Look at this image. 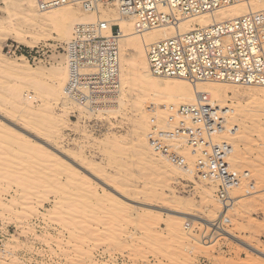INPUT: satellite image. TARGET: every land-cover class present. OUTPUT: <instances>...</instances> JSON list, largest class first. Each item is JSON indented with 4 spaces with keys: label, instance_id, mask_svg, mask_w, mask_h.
Instances as JSON below:
<instances>
[{
    "label": "rangeland",
    "instance_id": "1",
    "mask_svg": "<svg viewBox=\"0 0 264 264\" xmlns=\"http://www.w3.org/2000/svg\"><path fill=\"white\" fill-rule=\"evenodd\" d=\"M65 8L78 14L86 12L96 20L120 21L112 9L98 13L80 5L38 11V18L32 20L18 0H0V122L60 157L73 156V161L68 156L64 159L81 170L79 174L67 171L53 155L33 145L40 162L53 173L40 177L36 171L26 172L19 163L5 159L7 142L0 127V264H199L204 259L209 264H264L263 257L203 223L190 222L188 227L183 225L182 232H172L165 224L173 217H169L170 211L152 207L174 208L175 204L177 209L214 223L225 208L215 182L199 179L195 171L191 175L178 167L176 170L152 147L150 133L155 128H170L169 108L162 101L156 102L153 90L125 87L126 105L119 110L97 109L92 113L64 105L63 80L57 79L56 73L65 67V43L77 25L66 22L62 29L42 20ZM87 19L84 16L83 21ZM127 29L134 31L131 25ZM137 61L134 59V64ZM134 69L126 64L125 77L134 79ZM24 70L33 71L37 78L26 81L17 74ZM208 82L236 88L238 96L229 93L225 105L241 107L253 115L247 123L229 120V126L237 124L248 136L242 143L247 149L246 161H229L234 169L248 171L255 187L245 180L241 189H232V197H240L220 230L264 251V182L259 179V168L264 169V97H248L249 91L264 87ZM13 86L23 91V105L32 110L31 115L27 113L33 126L21 112L8 115L7 110L13 109L9 97ZM26 95L34 97L26 102ZM231 137L230 133L215 134L217 141L230 143ZM178 146L195 170L199 150L184 142ZM80 163L94 166L90 170L107 179L109 185L94 178ZM72 179L81 180V186L79 180ZM248 190L252 193L247 194ZM139 203H145L141 204L144 208L138 209ZM204 237H208L207 242Z\"/></svg>",
    "mask_w": 264,
    "mask_h": 264
},
{
    "label": "built area",
    "instance_id": "2",
    "mask_svg": "<svg viewBox=\"0 0 264 264\" xmlns=\"http://www.w3.org/2000/svg\"><path fill=\"white\" fill-rule=\"evenodd\" d=\"M242 1L248 0H37V3L43 10L80 5L87 11H97L101 4H115L124 17L133 20L136 31L144 33L160 27H180L186 19ZM120 39V32L113 31L108 21L75 27L64 48L69 69L66 90L72 101L93 108L116 98L121 84ZM147 57L152 73L163 78L264 86V9L151 43L147 45ZM169 112L170 128H155L149 135L152 147L158 155L181 167L188 165L186 158L170 141H182L198 149L196 176L215 182L219 200L228 206L232 189L245 180L251 183L254 180L248 171L231 167L232 145L215 139V134L223 129L225 112L208 94H201L195 104L171 106ZM204 240L207 242L208 237ZM199 264L209 262L204 259Z\"/></svg>",
    "mask_w": 264,
    "mask_h": 264
},
{
    "label": "bare ground",
    "instance_id": "3",
    "mask_svg": "<svg viewBox=\"0 0 264 264\" xmlns=\"http://www.w3.org/2000/svg\"><path fill=\"white\" fill-rule=\"evenodd\" d=\"M18 1L22 5L24 13H26L25 14L26 17L30 18L32 20H36L38 18V13H39L38 11H40V12L51 11V10L54 11L53 9L59 8V7H55L52 9L43 10V9H40V7L38 6L37 0H18ZM64 6H66V5H64ZM69 6H72V5H69ZM77 6H79V5H77ZM60 7H63V6H60ZM102 9H105V10L106 9H112L114 11V13L117 15V17L120 18V21L115 22L112 18L111 19L110 18H103L102 16H100L102 18H98V20H96L94 17H91L86 12H84L82 14L73 13L68 8H65L61 12H50V14H48V16H45L44 19L42 20L43 23L48 22V23H52L54 25H59L62 27V29H63V26L66 22L68 23V22L73 21L76 23V25H78L81 23L91 24V23H95L99 20H103V21H108L109 23H111L113 31L120 32V36H121V39H120V60H121L120 82H121V84H120V88H119V91L117 93L116 98L112 101H109V104L108 103L105 105L102 104L100 106H95L93 108H86V107L72 101L69 98V96L67 95V90H66L68 79H69V69H68V65L64 64L65 67H59L57 70V73H56V75L58 76V77L56 76L57 79L63 80L62 94L65 93L64 94L65 96L63 95L64 100H65L64 105L79 107L84 111H88V112L91 111L92 113H93V111H95L97 109H102L99 111L108 110V108H110L108 111H111L113 109L119 110V108L121 106L126 105V101H125L124 94H123L124 88L125 87L130 88L133 86H139V87H143V88L145 87V88L153 90V93L157 96L156 102H161V101L164 102L165 106L168 107L169 109L171 106H174V105L178 106V105L195 104L200 99L201 94H208L210 99L216 104V106L223 109V111L225 112L224 113L225 121H224L223 129L216 134L227 136L230 133L231 135H233V138L231 137V139H230V141L232 140L231 142L233 143L232 144L230 142L232 145V152L229 156L231 163H233V164L244 163L246 161V159L248 158V156L246 154L247 152L245 151L247 149L243 148L242 143L245 142V140L247 139L248 136L245 134V132H243L239 129V126L237 124L234 125V127L229 126V120L231 119V121L235 122V121H238V119L239 120L241 119L243 121V123H247V122H249V120L252 118L253 115L250 114L248 112V110H245L241 107L240 108H232L230 106L225 105L226 99H227V97H229V93H233L234 95L238 96L239 93L236 90V88L221 86L219 84H209L208 81L191 82L187 79H181V78H169L167 80H161V79H163V77L156 76L151 71L150 64H149L148 57H147V45L154 43L156 41L171 38V37H173L179 33H184V32L190 31L196 27L209 26L213 23H220L223 21H227V20H231V19L240 17V16L245 15V14L252 12V11L263 10L264 9V0H248V1L238 2L235 4H231L229 6H226V7H222L220 9L216 10L214 13H204V14L186 19V20L182 21L180 27L166 26V27L151 29V30L145 31L144 33H138L135 29L133 20L129 17H124L121 14L118 6L115 4H112V5L101 4L97 11H90V12H98L99 13ZM84 16H85V18H88L87 19L88 21H86V22L83 21ZM130 25L133 27L134 31L129 32V30L127 29V26H130ZM70 38L71 37H68L67 40H69ZM134 59H138L136 64H134V62H133ZM65 63H66V60H65ZM126 64H129L135 68L134 72H133V75L135 76L134 79H130V78L125 77L124 71L126 68ZM17 74L20 75V77L24 78L26 81H34L37 78V74L34 73L33 71H29V70H24L22 75H21V72H18ZM65 79H66V84L63 86ZM216 82H219V81H216ZM220 83H224V82H220ZM228 84L229 85H239V84H232V83H228ZM241 86H244V85H241ZM262 87H264V86H262ZM57 92H60V90L59 91L57 90ZM22 96H23V91L21 89H18L15 86L10 87L9 97L11 99L10 101L13 103V109H11L10 111L7 110V113L9 116H11V115L15 116L16 112H21L24 114V118L26 119L25 120L26 123L29 125L32 124L31 126H33V123L30 120L31 117H29V114H28V113L32 112V110L27 108L26 105H23L24 102L22 100ZM33 97L34 96L26 95V97H24V98H25V101L27 102L30 99H32ZM248 97L251 98L252 100H259V99L264 97V90L260 89V90L249 91ZM169 114H170V112H169ZM30 115H31V113H30ZM0 127L2 128L1 136L3 135L4 139L7 142V145L5 144L6 153H7V157L5 159L7 161L11 160L12 163H14V162L19 163L22 166V168L24 170H26V172L28 170L36 171L39 173L36 176L40 175V177H41V174L43 175V173H46V172L48 173V171L49 172L51 171L53 173V171L50 167L46 166L45 164H42L43 162H40L37 153L35 152L34 148L32 147L33 145H36V146L38 145L42 149L46 150L50 155H53L58 160V162H61L63 167L66 168V170L68 169L67 171L76 172L73 174H77V173L79 174L80 173L81 170H79L78 168H77L78 169L77 170L76 168L72 167L71 164L66 159H64V158H67L66 156H68L73 161V159H74L73 156H69L67 154L65 156L62 154L64 156V158L60 157V156L54 154L53 152L49 151L44 146H42L36 142L34 143V141H32L30 138L18 133L17 131L6 126L2 122H0ZM236 128H237V130H236ZM248 134H250V133H248ZM3 137H1V138H3ZM181 142L182 141H177V142L173 143L174 144L173 146L179 147L178 145ZM164 159L166 161H168L170 164H172L176 170L178 167V169H180L183 172L191 173V175L194 174L195 170H192V168H190L189 165H187L186 167H181V166L169 161L165 157H164ZM78 165H80V167H82L83 169L88 170V171L91 169V167L92 168L94 167V166H91V164H89V163H87V164H81L80 163ZM259 167H262V164L259 165ZM259 170L261 171V172H259V179L264 182V169L259 168ZM89 172L92 173L94 178H98V179L102 180L101 177L97 173L93 172L92 170H90ZM29 173L27 175H29L31 177V175H32L31 171H29ZM52 173H49V174L52 175ZM29 176H28V178H29ZM48 176L46 177V175H44V177H46L47 180H48ZM53 176H55V175H53ZM35 178H37V177H35ZM46 178H45V180H46ZM50 178H52V176ZM69 178H71V177L69 176ZM69 178H68V181L71 182L70 181L71 179H69ZM29 179H27V180H29ZM38 179H40V178H37L35 180L37 181ZM77 180H79V179H77ZM77 180H75V181L78 183ZM50 181H48L46 183H49ZM75 181L73 180V182H75ZM80 181L81 180H79V182ZM102 181H104V183L106 185H109V182L107 181V179L106 180L104 179ZM56 182L59 183V181H57V179H56ZM83 183H86V182L84 181ZM79 184L81 186V182ZM51 185H53V184H51V182H50V186ZM54 185H56V187H57L58 184L54 183ZM60 185H62V184H60ZM250 185L253 188L255 187L254 183H251ZM237 188L241 189V185ZM113 189L118 191L117 188L113 187ZM250 193H252V191L248 190L247 194H250ZM233 197H232L231 202L228 204V206H224L225 208H224L222 214L217 218L218 220L216 221V223L211 222L207 219H203L199 216L195 217V216H193V214H191L188 211H182L180 209H177L175 207L176 206L175 204H174V208L161 207V206H157V205H152V207H154L155 209L159 208V209H163V210H168V211H170L169 217L173 216V217L177 218V220L175 218L173 220L172 219L173 217L172 218L170 217V220L167 219V222H165L166 228L171 229L172 232L174 230V233H175V231H177L179 233L182 232L183 231L182 227H184V226L188 227L189 225H191L190 222H196L197 221V222L203 223L209 227H212L214 233L222 231L223 234L231 237L232 239L237 241L238 244L242 245L246 249H249V250L255 252L256 254H258L264 258V251L255 248L248 241L238 238L237 236L229 233L227 230H220V229H222L220 224L222 222H225L228 220L227 212L232 207H234L235 199H238L240 197V195H234ZM121 202H119V203H121ZM139 204L140 205L137 206L138 209L144 208V207H142V205L143 204L145 205V203H139ZM169 204L173 205L172 203H169ZM153 211H154V209H153ZM149 219L150 218H148V220ZM148 220H145V221L148 222ZM183 220H187V221L183 223ZM164 221H166V220L164 219ZM148 223H150V222H148ZM171 230H170V233H171Z\"/></svg>",
    "mask_w": 264,
    "mask_h": 264
}]
</instances>
